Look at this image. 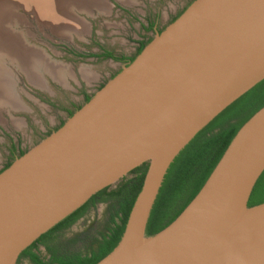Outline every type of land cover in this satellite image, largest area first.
Listing matches in <instances>:
<instances>
[{
	"label": "water",
	"instance_id": "water-1",
	"mask_svg": "<svg viewBox=\"0 0 264 264\" xmlns=\"http://www.w3.org/2000/svg\"><path fill=\"white\" fill-rule=\"evenodd\" d=\"M264 80V0H193L66 121L0 172V264L147 164L118 244L96 264H264V106L206 182L147 234L166 174L224 109Z\"/></svg>",
	"mask_w": 264,
	"mask_h": 264
},
{
	"label": "rangeland",
	"instance_id": "rangeland-1",
	"mask_svg": "<svg viewBox=\"0 0 264 264\" xmlns=\"http://www.w3.org/2000/svg\"><path fill=\"white\" fill-rule=\"evenodd\" d=\"M192 1L69 0L60 20L34 6L0 8V172L60 127L66 108L81 107L86 94L92 97L122 69L107 52L132 53L146 37L144 22L157 19L165 29ZM14 142L24 147L20 155L10 152ZM113 207V202L90 207L64 231L65 250L87 251L98 242Z\"/></svg>",
	"mask_w": 264,
	"mask_h": 264
},
{
	"label": "trees",
	"instance_id": "trees-1",
	"mask_svg": "<svg viewBox=\"0 0 264 264\" xmlns=\"http://www.w3.org/2000/svg\"><path fill=\"white\" fill-rule=\"evenodd\" d=\"M106 56L114 57L112 52H107ZM89 99L90 97L87 101ZM263 106L264 80L224 109L180 152L166 174L152 209L147 226L148 235H154L165 228L184 210L202 188L240 127ZM147 167V164H143L132 170V176H125L116 187H105L98 191L80 208L28 246L20 254L17 264H21L23 258H29L34 264H96L111 252L121 239L131 208L141 190ZM98 202H113L114 207L109 217L110 225L107 231L102 233L97 248L91 247L88 251H66L63 244L61 248L49 245L48 241L59 229L71 225ZM262 202L264 172L253 189L249 205ZM43 244L47 245L50 254L48 260L37 252Z\"/></svg>",
	"mask_w": 264,
	"mask_h": 264
},
{
	"label": "flooded vegetation",
	"instance_id": "flooded-vegetation-1",
	"mask_svg": "<svg viewBox=\"0 0 264 264\" xmlns=\"http://www.w3.org/2000/svg\"><path fill=\"white\" fill-rule=\"evenodd\" d=\"M185 6H183V7L181 6L180 9L178 11H176L175 14L172 15V17L170 18L169 22L170 21L171 22L174 21L184 11V9L187 7V6L186 7ZM164 25H167V24H164ZM163 27L164 26L162 24H160L157 19H155V20L150 19L148 23L144 22L143 23V31H144V35H146V37H145V39H141L139 41L138 45H136L134 47L135 48L134 51L132 53H130V54H127V55H124V56H120V57L116 56L112 52L114 57H109V58H111L112 60H115L116 61L115 63L120 65V66H122L125 63H128L130 61V59L136 57L139 54L140 49L143 48L150 41L151 38H153L158 32H161L163 30ZM88 97H91L90 94H86L83 97V101H87ZM78 105L79 104L75 103L73 106H70V107L66 108L64 113L60 114V121H59L60 124L65 122L66 119L74 111H76ZM57 125H58V123H57ZM52 129H54V128H51L50 130H52ZM23 151H24V147L20 143L17 144L16 142H14V144L11 145L10 152H11L12 156H15L17 154L20 155L21 153H23ZM86 214H87V211L82 216H80L76 221H74L71 225L59 229L55 233V236L52 237L50 239V241H48L49 245H52V246L57 245V246H59L61 248L62 245L60 243V240L62 238V235H63L64 231L69 229L75 222H77L79 219L83 218ZM101 239H102V234L99 236L98 242L92 243V247L93 248H97L98 243H99V241ZM88 250H91V248L88 249ZM37 252L41 255L42 258H45L46 260H48V258H50V254L48 253L47 245H45V244L40 245ZM24 260H27L30 264H34L29 258H23L22 261H21V264H25Z\"/></svg>",
	"mask_w": 264,
	"mask_h": 264
},
{
	"label": "bare ground",
	"instance_id": "bare-ground-1",
	"mask_svg": "<svg viewBox=\"0 0 264 264\" xmlns=\"http://www.w3.org/2000/svg\"><path fill=\"white\" fill-rule=\"evenodd\" d=\"M67 2H69V0H64L61 5L60 0H0V8L10 9L13 8L11 7L13 5L20 7L34 6L36 8L38 7L39 11L43 12V14L45 13L49 18L60 20L61 16L65 15L64 8L67 7L66 10L69 9ZM61 10H63V12ZM66 13L68 15V11Z\"/></svg>",
	"mask_w": 264,
	"mask_h": 264
}]
</instances>
